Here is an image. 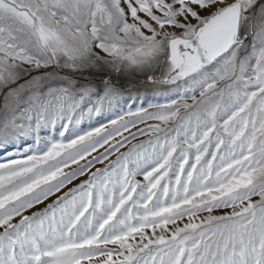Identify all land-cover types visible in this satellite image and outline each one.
Returning <instances> with one entry per match:
<instances>
[{"label":"snow or ice","instance_id":"1","mask_svg":"<svg viewBox=\"0 0 264 264\" xmlns=\"http://www.w3.org/2000/svg\"><path fill=\"white\" fill-rule=\"evenodd\" d=\"M136 75L167 102L116 112ZM21 141L0 264H264V0H0V149Z\"/></svg>","mask_w":264,"mask_h":264},{"label":"rangeland","instance_id":"2","mask_svg":"<svg viewBox=\"0 0 264 264\" xmlns=\"http://www.w3.org/2000/svg\"><path fill=\"white\" fill-rule=\"evenodd\" d=\"M100 78L101 77L99 76L90 77V79H92L93 81H97ZM128 81H130V84L127 87V90L124 92L123 99L119 102L118 106L116 107L115 109L116 112L119 111L127 112L129 107H131L133 111H135L137 108L144 107L151 112V111H155L156 109L149 108L148 105L150 103L164 104L167 102V97L163 95V93L169 90V86L153 85L149 83L142 75L130 76L128 77ZM129 96H131L132 99H129ZM109 117L115 118L114 111L106 110L101 117H95L91 122H89L86 119L84 123L81 125V127L84 129H89L91 127H98L100 126L101 123L107 124ZM148 123H154V121H149ZM138 127H144V125H138ZM132 131H136V129H132ZM125 135H128V133H125ZM117 139H119V137ZM139 139L147 140V137L141 136L139 137ZM30 143H32V141H21L20 145L18 146H9L7 151L0 149V163H6L10 158L11 159L21 158V156L15 155V153L19 152L23 154V148L27 147ZM133 143H136V141H133ZM100 151H103V149H100ZM93 155H96V153H93ZM112 158L114 159V157ZM81 163H83V161ZM73 167L76 166L73 165ZM96 167L100 168L103 167V165L97 164ZM94 170L95 169H93V171ZM65 171H68V169H66ZM81 179H84V177H81ZM137 179L142 180L143 178L137 177ZM78 182L79 181H74L73 183L75 184ZM69 187H71V185ZM52 199H54V197H51L49 201L45 202V204L50 202ZM43 207L44 205H37L35 209H31L29 210L28 213L25 214H30L32 211L40 210ZM169 227H171V225ZM148 231L151 232V229H148Z\"/></svg>","mask_w":264,"mask_h":264}]
</instances>
